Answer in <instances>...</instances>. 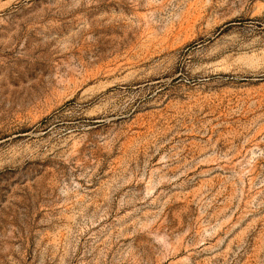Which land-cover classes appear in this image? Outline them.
<instances>
[{
	"label": "rangeland",
	"instance_id": "1",
	"mask_svg": "<svg viewBox=\"0 0 264 264\" xmlns=\"http://www.w3.org/2000/svg\"><path fill=\"white\" fill-rule=\"evenodd\" d=\"M0 264H264V0H0Z\"/></svg>",
	"mask_w": 264,
	"mask_h": 264
},
{
	"label": "bare ground",
	"instance_id": "2",
	"mask_svg": "<svg viewBox=\"0 0 264 264\" xmlns=\"http://www.w3.org/2000/svg\"><path fill=\"white\" fill-rule=\"evenodd\" d=\"M233 44H234V42H231L224 47H220V48L216 49L214 52H212L207 57H205V60H214V59L220 57L224 52H226L228 50H234ZM248 47H250V46H240L239 49L244 50V49H248Z\"/></svg>",
	"mask_w": 264,
	"mask_h": 264
}]
</instances>
